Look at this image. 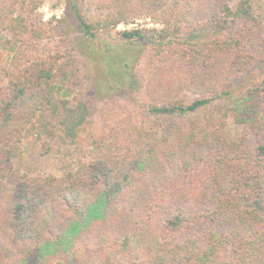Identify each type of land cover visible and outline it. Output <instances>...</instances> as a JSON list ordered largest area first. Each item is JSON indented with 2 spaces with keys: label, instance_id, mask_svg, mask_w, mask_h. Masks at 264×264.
<instances>
[{
  "label": "trees",
  "instance_id": "16d2710c",
  "mask_svg": "<svg viewBox=\"0 0 264 264\" xmlns=\"http://www.w3.org/2000/svg\"><path fill=\"white\" fill-rule=\"evenodd\" d=\"M41 2L0 0V264H75L95 244L112 264L128 239L143 264H264V13L249 0H95L87 14L68 0L70 43ZM141 19L157 27L116 31ZM75 49L121 100L88 97ZM250 74L262 84L237 92ZM188 116L168 134L146 124ZM27 133L45 154L58 142L60 176L17 171Z\"/></svg>",
  "mask_w": 264,
  "mask_h": 264
},
{
  "label": "rangeland",
  "instance_id": "374dc122",
  "mask_svg": "<svg viewBox=\"0 0 264 264\" xmlns=\"http://www.w3.org/2000/svg\"><path fill=\"white\" fill-rule=\"evenodd\" d=\"M95 0H82L83 9L86 12L87 7L89 10L87 14L94 13L95 8L93 6ZM256 15L264 13V0H249ZM89 6H86L88 5ZM39 13L42 15L44 22L49 23V27L53 28V34L55 39H58V35H65L68 41L77 39L76 27L73 22V18L68 11V0H42ZM150 20L141 19L133 21L128 25L121 24L116 28V31L143 29V28H156ZM53 39V41H56ZM4 34L0 33V50L8 52V46L4 43ZM77 41V40H76ZM75 41V42H76ZM74 42V44H75ZM76 55L81 60V68L83 72V86L88 97L96 105H101L103 102H107L109 106L112 105L115 99L122 98L126 91L118 89L113 84V77L107 75V67L92 64L86 54L82 51L76 50ZM95 56V53L92 52ZM237 92L242 89L253 86L255 84H262V81L255 74H250L243 78L236 80ZM121 100V99H120ZM217 103L213 104L215 106ZM213 106H211L206 112H200L198 115L203 116L210 114ZM194 116L173 118L170 120L149 118L146 120L148 127L154 128L162 133H169V130L174 129L181 124H187ZM231 128L234 132L238 128L231 123ZM58 142L52 143L53 151L49 154H45L44 150L39 146L30 133H27L23 141V153L20 159L15 162V167L21 175L29 176L32 178L43 179L48 176L58 177L61 175L60 163L58 159ZM99 246L97 244L76 249L71 255V259L75 260V264H97L99 259ZM111 255L110 250L108 251ZM110 262L112 264H143L138 255L137 248L132 239H128L123 242L122 247L118 253L111 256Z\"/></svg>",
  "mask_w": 264,
  "mask_h": 264
}]
</instances>
